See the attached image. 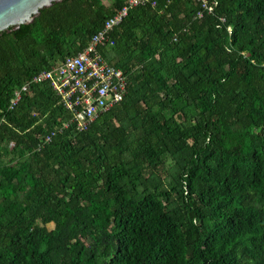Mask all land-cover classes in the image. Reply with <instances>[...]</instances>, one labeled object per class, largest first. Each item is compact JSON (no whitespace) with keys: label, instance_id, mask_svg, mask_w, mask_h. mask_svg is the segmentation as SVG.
<instances>
[{"label":"trees","instance_id":"1","mask_svg":"<svg viewBox=\"0 0 264 264\" xmlns=\"http://www.w3.org/2000/svg\"><path fill=\"white\" fill-rule=\"evenodd\" d=\"M181 1L133 7L113 27V45L101 49L123 71L107 54L134 41L143 60L160 44L179 58L158 104L193 124L180 129L172 116L156 123L152 114L132 159L127 131L112 119L126 111L141 121L135 86L163 85L151 63L142 83L129 77L123 100L85 131L55 130L70 113L44 83L8 109L16 86L81 51L124 0L109 9L102 0H61L42 8L20 38L0 34V143L12 141L22 159L0 166V264H264V0H212L200 18L195 0L192 14L180 17ZM151 2L162 11L151 12ZM167 139L177 157L165 187L151 191L143 167H156Z\"/></svg>","mask_w":264,"mask_h":264},{"label":"built area","instance_id":"2","mask_svg":"<svg viewBox=\"0 0 264 264\" xmlns=\"http://www.w3.org/2000/svg\"><path fill=\"white\" fill-rule=\"evenodd\" d=\"M147 1L124 0L120 8L89 37L81 51L66 55L62 61L53 63L16 86L8 109H13L24 96H28L33 85L44 83L49 85L59 104L70 113L67 119L55 126V130H64L72 124L75 130L85 131L99 114L121 102L130 87L129 75L110 64L101 49L113 45V27L128 15L130 9ZM195 1L200 7L194 15L197 18L202 17L204 12L211 13L216 5L212 0ZM151 3L154 5V2ZM50 137L46 136L43 142H48Z\"/></svg>","mask_w":264,"mask_h":264},{"label":"rangeland","instance_id":"3","mask_svg":"<svg viewBox=\"0 0 264 264\" xmlns=\"http://www.w3.org/2000/svg\"><path fill=\"white\" fill-rule=\"evenodd\" d=\"M114 0H102L103 4L109 9L111 7V4ZM156 4V3H155ZM152 7L151 12H153L155 9H159V12L162 11V6L159 7L157 4ZM195 8V2L194 1H188L183 0L179 2L178 9L179 10V16L182 18H185L187 15H191L192 11ZM144 28H147V26H143L140 28H137L134 30L136 39H141L143 37ZM135 39V40H136ZM175 41V39H173ZM173 42V41H172ZM75 45L80 43V39H75L74 41ZM139 49V42H132L123 52H120L119 54H116L112 49L107 54L108 58L115 62L120 63L121 61L124 63V69L125 72L129 75V77L132 76V78H136L137 82L144 80V68L143 65H146L148 63L153 64L155 67L157 73L160 75L162 79V86L160 84L154 83L151 86L145 85L144 87L139 86L137 84L134 89L133 96L135 99L139 97L138 101L135 103L137 105V108L139 109L138 118H140V122H136L134 120H129L130 117H133L134 114L126 113V111H123L122 114H119L121 117V120H116L115 118L112 119V122L114 125L119 126L122 125L123 128L127 131V137L125 138L126 144L128 145L127 148L131 150H127L125 152V157L127 159H132L134 154H137L141 151L142 140L144 139L143 133H142V123H146L149 119V117L153 114L154 120L156 123H161L167 119L170 120V117L173 118V123H176L180 129L184 127H188L193 124V117L188 115L187 113H173L165 108H162L158 101L162 97L163 93V87L168 85L174 78V73L178 69L179 64V58L174 56L173 48L167 45H159V51L156 53L153 57V59L147 61L143 60V57L138 53ZM139 54V55H138ZM160 59V60H158ZM146 76V75H145ZM144 77V78H143ZM140 92L144 97L139 96L138 93ZM46 115L43 114L41 117V120L43 123L46 122ZM45 119V120H44ZM58 119V117H57ZM44 125V124H43ZM103 130H106L105 126L102 128ZM256 131V129L254 130ZM264 137V134H261ZM187 147H184L183 152L186 154L187 152L192 150V147H189L192 142V138H187ZM167 142V148L165 152L161 155L159 162L155 164V168L151 166H144L143 167V174L147 178V180H150V188L152 191V188H154L156 185H161L162 188L165 187L167 179V171H170L173 169L175 158L177 157V153H171L169 152L168 148H172V142L170 139L166 140ZM14 143L12 141H3L0 143V166L7 165V164H16L17 162L21 161L22 159L19 158V156L14 152L13 150ZM257 148H260V145L257 146ZM0 182L3 183L4 180L0 176ZM138 190H141V187H138ZM86 192V190H85ZM87 193V192H86ZM154 196L157 197L158 193L154 192ZM23 193H20L18 195V198L20 199L22 197ZM185 199H189V195H184ZM11 199H14V197H11ZM86 200H90L87 195H85ZM0 207H5V204L0 197ZM3 209V208H2ZM36 223L39 225H43V222L40 219L36 220ZM46 227L48 229H51L53 227L52 223L46 224ZM85 244H90L88 240L85 241Z\"/></svg>","mask_w":264,"mask_h":264},{"label":"water","instance_id":"4","mask_svg":"<svg viewBox=\"0 0 264 264\" xmlns=\"http://www.w3.org/2000/svg\"><path fill=\"white\" fill-rule=\"evenodd\" d=\"M61 0H0V34L12 31L16 39L28 29L40 10Z\"/></svg>","mask_w":264,"mask_h":264}]
</instances>
